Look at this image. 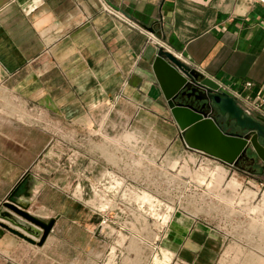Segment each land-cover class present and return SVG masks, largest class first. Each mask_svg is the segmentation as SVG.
Instances as JSON below:
<instances>
[{
    "label": "crops",
    "instance_id": "1",
    "mask_svg": "<svg viewBox=\"0 0 264 264\" xmlns=\"http://www.w3.org/2000/svg\"><path fill=\"white\" fill-rule=\"evenodd\" d=\"M160 47L252 101L264 92V6L255 0H0V94L11 95L17 112L0 113V209L15 193L32 214L55 219L39 245L0 218L25 236L0 225V264H150L155 244L168 264H219L229 236L212 215L177 212L164 229L153 220L149 236L145 222L128 220L126 236L138 235L141 246L123 247V230L100 234L83 210L69 212L67 162L64 176H50V160L69 154L54 143L75 141L77 156L94 159L96 170L102 143L117 152L108 138L118 129L133 134L123 141L125 158H148L151 171L180 176L191 158L216 162L181 137L153 68ZM257 115L264 117V104ZM84 162L82 173L91 168Z\"/></svg>",
    "mask_w": 264,
    "mask_h": 264
},
{
    "label": "rangeland",
    "instance_id": "2",
    "mask_svg": "<svg viewBox=\"0 0 264 264\" xmlns=\"http://www.w3.org/2000/svg\"><path fill=\"white\" fill-rule=\"evenodd\" d=\"M12 103L13 101L10 94H0V113L15 116L17 112L11 108ZM20 112L24 113L23 111ZM71 129L75 131V127H71ZM114 133L116 137L113 139L108 138V142L118 146V150L123 149V141H131L133 137L131 132H122V129H118L117 132L115 131ZM54 144H56L59 149L60 145H63V147L68 149L69 154L65 158L55 157L50 160L52 162L50 168L52 174H50V176L52 178H60L61 175L64 176V173H66L64 163H68L67 178L69 188L65 191V194H67L70 201L69 212H72L73 208L75 212L72 213H76L77 211L80 213L83 210L86 224H99V214L95 212L97 208L95 200L99 195L96 184L101 180L103 172L108 165H114L118 170L122 169V174L119 175L122 176L124 180H117V186L121 188L118 189V192H120L116 194L118 203L119 200L130 196V194L127 195L123 190V188H125V181L134 180L139 184L140 188H143L142 193L136 194L135 197L143 200L142 203L144 205L143 207L136 208H141V210L150 217L149 222L146 223L144 232L147 230L149 232L153 226V220L163 213V207L159 206L160 201L158 202V199H169L172 201L176 196L174 188L170 187L168 184L169 180H167L165 176L161 177L154 173V170H150L148 163L153 161L148 158L143 159L136 157L132 159H122L120 157L122 155L119 151L109 150V143L105 142L100 145L105 156V158H103L104 162L101 161L103 165L95 170V168L91 166L93 164L92 160L94 159L77 156L75 141L70 140L62 142V144L59 142ZM215 160L216 162L212 163L210 160L207 162L206 160L191 158V163L193 162V164L190 165L189 161H186L183 165L184 169L182 173L189 176L193 182L190 191L187 192L185 190L184 196L187 202L181 205L182 209L179 210L178 213L191 212L200 218L212 215L214 225H216L218 229L222 228L223 231L229 233L228 243L224 248V253L220 258L219 264H245L247 262V264H253V262L254 264H264V257H259L264 253V185H261V183H264V170L256 163L259 167L254 169L256 171L244 169L243 172H241L239 169H236L235 166L230 168L229 165L222 161L218 159ZM61 162H63V169L60 165ZM83 162L85 165L89 164L91 166V168L84 173H82L81 170L82 166H79V164L81 165ZM177 163L178 162L170 164V166L174 168L177 166ZM144 166L149 168L145 170L146 172L144 171ZM238 168L241 169L240 166H238ZM123 169L125 170L123 171ZM98 170H100V172H98ZM218 171H221L222 179L217 178ZM233 177H236L242 183V186ZM57 180L58 179H54L53 181ZM232 180L237 182V186L230 185ZM248 191L254 192V195L249 196L247 193ZM101 197L107 198L108 195L105 192H101ZM175 208L177 211L178 207ZM141 210L139 212H141ZM121 224L123 226L126 222H122ZM155 228L160 229L157 222L155 223ZM150 233L151 232H149L148 236ZM127 234L125 230L120 233L122 237L119 239L120 245L124 247L129 241V248L141 246L140 241L142 239L138 235L127 237ZM148 236L146 238H148ZM157 236V234L154 235V237ZM158 238H160V235ZM153 240H155V238ZM254 248H256V250H254ZM258 250L262 254L259 253ZM160 251L162 252L159 253ZM160 251L154 250L150 259V264H168L170 260L169 254H167L166 251L163 253V249ZM162 254L163 257H161ZM117 257L120 260L121 255L118 254Z\"/></svg>",
    "mask_w": 264,
    "mask_h": 264
},
{
    "label": "water",
    "instance_id": "3",
    "mask_svg": "<svg viewBox=\"0 0 264 264\" xmlns=\"http://www.w3.org/2000/svg\"><path fill=\"white\" fill-rule=\"evenodd\" d=\"M149 30L156 31L154 27ZM153 68L188 147L236 167L241 160L251 159L264 170V117L248 115L235 97L219 90L220 85L214 79L164 47L159 48ZM219 115L224 117V121L219 119ZM2 206L1 219L39 239L26 237L32 243H45L54 228L55 219L47 221L32 214L30 203L22 201L15 193ZM7 210L31 225L12 217ZM0 225L24 236L3 221Z\"/></svg>",
    "mask_w": 264,
    "mask_h": 264
},
{
    "label": "built area",
    "instance_id": "4",
    "mask_svg": "<svg viewBox=\"0 0 264 264\" xmlns=\"http://www.w3.org/2000/svg\"><path fill=\"white\" fill-rule=\"evenodd\" d=\"M255 1L261 3L264 6V0H255ZM176 56L182 60L180 56L178 55ZM216 82L220 85L219 90L225 91L231 96L235 97L238 100V102L243 106L245 112L248 115L253 117H258L257 113L262 111V106L264 104V92L263 93L260 92L256 96V100L252 101L244 97L241 92L231 89L217 80ZM244 84L245 87L248 88H251L253 86L252 82H245ZM124 150L125 149L123 148L122 151L121 149L119 151L120 154L121 152H123L122 157L120 156L122 159H126L124 155L125 154ZM144 168H145L144 171L146 169H149L148 167L145 166ZM121 170L122 169L119 170L116 169L114 165L111 166L108 165L106 170L103 172V176L101 180H99L98 183L96 184V188L99 195L95 200V204L97 206L95 212L100 216V223L98 229L100 234H105L107 231H110L111 229H114L115 232L117 229L127 230V228L130 227V222L128 220H132L137 224L140 221L147 223L150 218L148 214H146L143 210H141V208L140 209L136 208V207L144 206L142 203L143 200L135 197L136 194L142 193V189H143L139 187V184L136 183V181L134 180H128V182L125 181L124 183L125 188H123V190L127 195L130 194V196L119 200V203L118 200H116V194L120 192V191L118 192V189H121L118 188L117 186L118 185L117 180L118 179H120L121 181L124 180V178L119 175L122 174ZM152 170H154V173L160 175L161 177L165 176L166 179L169 180L168 184L170 185V187H173L176 192V196L172 201H170L169 199H161V200L158 199V202L160 201L159 206L163 207L162 208L163 213H161V215L158 218H155V220L159 221L161 227L160 229H164L169 225L173 215L182 209L181 205L187 202V199H185L184 196L185 190L187 192L190 191V187L192 186L193 181L189 176L183 173L180 176H178V174H176L177 172L174 173V169H165V168L163 169L156 167L153 168ZM261 185H264V183H261ZM101 192H105L108 195V197L107 198L101 197ZM175 207H178L177 211ZM140 210L141 212H139ZM122 216L125 217L124 218L125 221H122L120 219ZM119 221H121V223L126 222V224L122 226L121 223H118ZM116 226L117 229L114 228ZM154 250L159 252L160 249L157 246V244L154 245ZM117 251L119 253L117 247L115 249L113 248L111 249L112 253H116ZM116 258H117V253H116L115 261Z\"/></svg>",
    "mask_w": 264,
    "mask_h": 264
},
{
    "label": "flooded vegetation",
    "instance_id": "5",
    "mask_svg": "<svg viewBox=\"0 0 264 264\" xmlns=\"http://www.w3.org/2000/svg\"><path fill=\"white\" fill-rule=\"evenodd\" d=\"M219 119H220L221 121H224V117H222V116H220V115H219ZM232 129L234 130V128H232ZM256 163H257V162H255V161H253V160H251V159H243V160L240 161L239 166L241 167V169L243 168L242 170H244V169H249V170L256 171V170H254V169L259 168L258 165H257Z\"/></svg>",
    "mask_w": 264,
    "mask_h": 264
},
{
    "label": "bare ground",
    "instance_id": "6",
    "mask_svg": "<svg viewBox=\"0 0 264 264\" xmlns=\"http://www.w3.org/2000/svg\"><path fill=\"white\" fill-rule=\"evenodd\" d=\"M223 169V168H222ZM165 263V262H164Z\"/></svg>",
    "mask_w": 264,
    "mask_h": 264
}]
</instances>
